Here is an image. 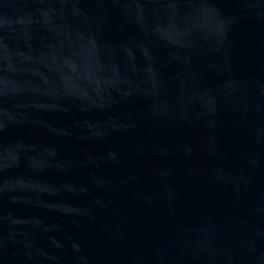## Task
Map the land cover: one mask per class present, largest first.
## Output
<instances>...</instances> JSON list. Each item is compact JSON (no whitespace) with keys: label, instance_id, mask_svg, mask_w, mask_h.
Here are the masks:
<instances>
[{"label":"water","instance_id":"1","mask_svg":"<svg viewBox=\"0 0 264 264\" xmlns=\"http://www.w3.org/2000/svg\"><path fill=\"white\" fill-rule=\"evenodd\" d=\"M0 264H264V0H0Z\"/></svg>","mask_w":264,"mask_h":264}]
</instances>
